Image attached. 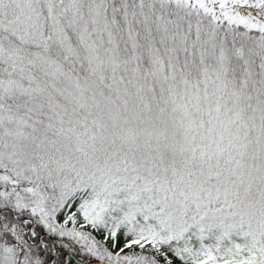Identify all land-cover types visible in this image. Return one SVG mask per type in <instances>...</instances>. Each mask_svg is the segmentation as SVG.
I'll return each mask as SVG.
<instances>
[{
	"label": "snow or ice",
	"instance_id": "snow-or-ice-1",
	"mask_svg": "<svg viewBox=\"0 0 264 264\" xmlns=\"http://www.w3.org/2000/svg\"><path fill=\"white\" fill-rule=\"evenodd\" d=\"M0 264H264V0H0Z\"/></svg>",
	"mask_w": 264,
	"mask_h": 264
}]
</instances>
